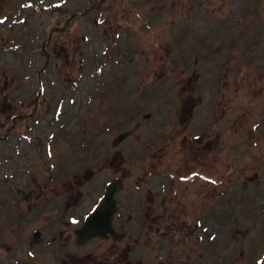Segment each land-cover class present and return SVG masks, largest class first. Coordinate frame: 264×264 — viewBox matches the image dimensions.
<instances>
[{
	"label": "rangeland",
	"instance_id": "1",
	"mask_svg": "<svg viewBox=\"0 0 264 264\" xmlns=\"http://www.w3.org/2000/svg\"><path fill=\"white\" fill-rule=\"evenodd\" d=\"M3 168L37 186L0 181V263L264 264V0H0ZM117 178L125 237L80 247Z\"/></svg>",
	"mask_w": 264,
	"mask_h": 264
},
{
	"label": "flooded vegetation",
	"instance_id": "2",
	"mask_svg": "<svg viewBox=\"0 0 264 264\" xmlns=\"http://www.w3.org/2000/svg\"><path fill=\"white\" fill-rule=\"evenodd\" d=\"M42 50L43 51L45 50L44 46H43ZM23 171H24V174L19 176V175H17V172H11L10 171L9 173H7V169H5V168L2 169V172H4V174H3L2 178H0V181L2 179H7L11 183L10 188L13 190L15 197H17L19 191L23 192L25 195L28 192H31L32 191L31 189H33L34 187L37 186V183H36L37 181L34 180V177L31 174L30 170L29 169H23ZM0 177H1V174H0ZM18 179H22L21 181H25V186L20 188V190L18 189V186H17ZM38 188L42 189L43 187H41V188L38 187ZM41 193H42V191H41ZM40 199H41L40 205L38 206L37 211L35 213H33L34 212L33 210L29 211V209H28L27 213H29L32 218H34L38 212H40V214L37 216L38 218L41 214L45 215L46 213H48L50 216L51 214L54 213L53 214L54 218H56L57 214H58V211H56L57 209L54 208V210H52L53 211L52 213L49 212V209L53 208L55 203L52 202L51 198L48 197V193H45ZM42 203H44V206H42ZM74 206H76V204L75 205L73 204V207ZM158 207L160 209H162L160 206H158ZM90 210L91 209L89 207L83 208L82 212H80V213L81 214H85V213L87 214ZM144 211H146V210H144ZM85 215H84V217H85ZM40 220H41V218H40ZM156 223H161V217L159 219H155V218L153 219V224L155 225ZM45 224H43L41 228H43L45 226ZM69 224H71L70 221L64 223L65 228H61L60 231H69V229H68ZM162 225L166 226L165 222H163ZM169 225H171V224L169 223ZM32 229H34L33 233H37L39 230H41L40 228L38 229L37 226H35V228L33 227ZM35 229H38V230H35ZM76 229L73 230V235H74V232ZM13 230L17 231L16 225L13 228ZM158 230L160 231V229H158ZM38 234H39V232L33 236H38ZM15 239H17L16 236H15ZM42 239H44V237H42ZM30 240H31L30 238H28V239L26 238V239L22 240V241H25L24 242L25 246H21L24 249V252H30V254L28 255L29 258L27 257V260H25V261L22 260V259H24V257H23L24 255L18 253L17 248H15L16 242L13 241L11 246H9V247L5 246L4 247V250L7 252L8 256L6 255L7 257L5 258V260H3L0 264H38V262L39 263L42 262V264H65V263L75 264L77 261L79 262V260H80V259H77L76 257L72 258L71 257L72 253H69V251H63L62 250L59 254H55V252L52 251V252H50V254H47V252H49V250L47 248H45V246L43 245L45 243L44 241H41L39 239L38 241L31 243ZM92 240H100V239L94 238ZM92 240H90V241H92ZM108 240L112 241L111 238L104 239V241H108ZM82 246H84V245H82ZM33 253H34V255H33ZM35 253H36V255H35ZM46 256H48V257H46ZM34 260H35V262H34ZM29 261H31V262L29 263ZM92 262H94V260Z\"/></svg>",
	"mask_w": 264,
	"mask_h": 264
},
{
	"label": "water",
	"instance_id": "3",
	"mask_svg": "<svg viewBox=\"0 0 264 264\" xmlns=\"http://www.w3.org/2000/svg\"><path fill=\"white\" fill-rule=\"evenodd\" d=\"M122 189L120 179L108 183L104 195L98 201L91 213L85 218L82 226L75 231L77 245H83L93 238L107 239L119 242L125 234L115 232L112 221L116 211L114 195Z\"/></svg>",
	"mask_w": 264,
	"mask_h": 264
}]
</instances>
